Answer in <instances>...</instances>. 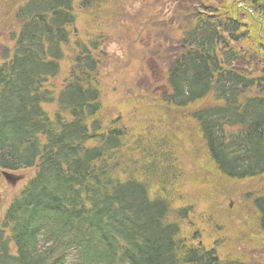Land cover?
I'll return each mask as SVG.
<instances>
[{
  "label": "trees",
  "instance_id": "16d2710c",
  "mask_svg": "<svg viewBox=\"0 0 264 264\" xmlns=\"http://www.w3.org/2000/svg\"><path fill=\"white\" fill-rule=\"evenodd\" d=\"M131 1L0 0V183L37 169L0 216V264L242 263L190 221L192 173L170 116L188 115L228 182L264 185V0L173 1L159 28L173 48L157 55L165 89L153 97L146 85L144 101L161 117L127 129L99 118L100 78L114 33L144 18ZM141 1L156 20L163 1ZM243 193V218L264 235V189Z\"/></svg>",
  "mask_w": 264,
  "mask_h": 264
},
{
  "label": "rangeland",
  "instance_id": "374dc122",
  "mask_svg": "<svg viewBox=\"0 0 264 264\" xmlns=\"http://www.w3.org/2000/svg\"><path fill=\"white\" fill-rule=\"evenodd\" d=\"M162 1L163 4H159L158 10L161 16L158 15L156 20L151 13L152 9L144 7L141 0L131 1L128 11L131 14L143 13L144 18L137 23L132 22V26L128 21L125 27L114 33L115 42L104 49L109 55V67H106L104 75L100 78L103 110L99 118L105 126H124L132 129L135 127L136 118L141 114H148L149 118H155L156 121L161 117L157 104L154 106L144 101L146 85L151 87L153 97L159 96L165 89L166 80L162 70L165 65L159 61L158 56L166 58L164 55L173 53L168 41L160 39L159 28L166 20L168 23V17L174 13L172 10L175 0ZM154 2L155 0H152L149 4ZM245 20L250 23L248 19ZM167 28L168 25L166 30ZM172 36L179 37V33ZM257 65L264 66V61ZM55 82L60 87L63 84V76ZM144 110L147 112H142ZM50 111L52 114L55 112L51 109ZM170 120L179 138L184 135L180 138L184 143L178 140L173 142L182 146V151H187L188 172L192 173L191 180L187 181L188 186L185 187L187 201L196 207L190 221L197 222L201 229H205L206 239L210 242L214 239L223 241V259H239L241 264H264V235L259 229V221H253L250 217H246L247 220L243 218L246 214H252L253 210L251 203L244 202L243 192L249 188L257 192L258 188L264 189V185L252 181L246 184L228 182L216 172L214 165L199 146V137L189 124L188 115L181 113L180 116V113L172 112ZM33 176L34 172L31 170L5 174L0 183V195L4 198V204L6 205ZM3 211L4 208L1 213ZM183 228L186 233L192 230L188 224ZM203 241L207 247L213 246V243L209 244L204 239Z\"/></svg>",
  "mask_w": 264,
  "mask_h": 264
}]
</instances>
